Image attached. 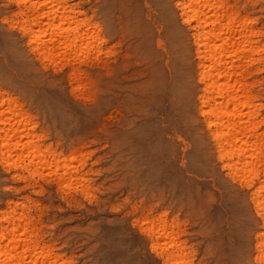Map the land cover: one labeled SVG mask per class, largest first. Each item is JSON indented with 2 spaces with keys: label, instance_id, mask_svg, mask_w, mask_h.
I'll list each match as a JSON object with an SVG mask.
<instances>
[{
  "label": "rangeland",
  "instance_id": "rangeland-1",
  "mask_svg": "<svg viewBox=\"0 0 264 264\" xmlns=\"http://www.w3.org/2000/svg\"><path fill=\"white\" fill-rule=\"evenodd\" d=\"M71 4L94 7L109 42L92 61L94 78L86 73L70 83L67 73L40 69L20 53L2 20L11 7L0 5V84L34 112L46 144L74 150L87 163L90 195L75 187L50 200L28 193L42 209L51 204L44 215L55 248L71 264H159L134 215L165 213L180 222L197 264H247L253 221L246 203L182 134L179 46L161 1ZM252 10L263 28L264 0ZM49 172L42 168L40 174L51 180ZM9 185L0 169V204Z\"/></svg>",
  "mask_w": 264,
  "mask_h": 264
},
{
  "label": "bare ground",
  "instance_id": "bare-ground-1",
  "mask_svg": "<svg viewBox=\"0 0 264 264\" xmlns=\"http://www.w3.org/2000/svg\"><path fill=\"white\" fill-rule=\"evenodd\" d=\"M160 1L179 46L183 137L200 148L212 172L240 191L253 221L247 264H264V27L251 14L261 0ZM0 5L11 7L2 20L34 66L67 73L69 83L86 73L94 78L92 61L109 42L94 7L81 10L71 0H0ZM47 139L34 112L0 84V169L14 185L0 204V264H71L46 233L44 214L51 204L42 209L36 198L50 200L54 192L61 197L74 187L90 195L87 163ZM71 162L80 166L70 167ZM42 168L50 170L51 180L40 174ZM134 218L159 264H197L178 220L165 213L138 212Z\"/></svg>",
  "mask_w": 264,
  "mask_h": 264
}]
</instances>
